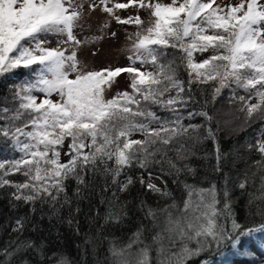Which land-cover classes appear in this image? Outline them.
Returning <instances> with one entry per match:
<instances>
[{
    "label": "snow or ice",
    "instance_id": "snow-or-ice-1",
    "mask_svg": "<svg viewBox=\"0 0 264 264\" xmlns=\"http://www.w3.org/2000/svg\"><path fill=\"white\" fill-rule=\"evenodd\" d=\"M254 125L264 0H0V264H264Z\"/></svg>",
    "mask_w": 264,
    "mask_h": 264
},
{
    "label": "rangeland",
    "instance_id": "rangeland-1",
    "mask_svg": "<svg viewBox=\"0 0 264 264\" xmlns=\"http://www.w3.org/2000/svg\"><path fill=\"white\" fill-rule=\"evenodd\" d=\"M121 2H123V0H121ZM161 2L162 3H168V2H170V0H161ZM218 2L233 3V2H237V0H218ZM119 14L122 16H127L129 14V12H120ZM96 15L98 16L99 14L97 13ZM146 15L147 14L144 12L141 13L142 18L146 17ZM133 30L134 29H129V31H133ZM81 38H83V37L81 36ZM123 44H124V36H123V33H121V43H120L119 47H123ZM98 47H102L104 49V52H103V54L99 55L98 57L93 58L91 56V53L87 49L95 50ZM85 48H86V50L79 54L80 59L83 60V59L87 58L90 61L94 60V67L96 69L106 67L109 64H111L113 67L123 66L126 64L125 59L121 55L117 54L118 45L115 43L105 42V43H102L99 45H87V46H85ZM109 52H111L112 54L109 55ZM125 85H126V81L121 79V84H120L121 90H125ZM262 140H264V136H262ZM151 183H154L158 187L162 188L161 183L154 178L151 179Z\"/></svg>",
    "mask_w": 264,
    "mask_h": 264
},
{
    "label": "trees",
    "instance_id": "trees-1",
    "mask_svg": "<svg viewBox=\"0 0 264 264\" xmlns=\"http://www.w3.org/2000/svg\"><path fill=\"white\" fill-rule=\"evenodd\" d=\"M196 58H197V59H201L202 57H201L199 54H197V57H196ZM253 102H255V101H253ZM258 131H259V126H258V125H254L252 128H249V129H247L246 131L241 132V133L239 134V136L236 137V138H234V139H238L239 142H240V144H245L246 142H251V143L254 144V143L256 142L257 139L262 140V136L258 135ZM228 146H229V148H232V147H233V145H232L231 143H229ZM241 151H244V150L241 149ZM245 155L247 156V152H245ZM254 155H256L257 158H258V154H254ZM229 167H232V164H231V163L229 164ZM236 168H238V169H240V170L242 171L243 168H244L243 161L237 160V161H236ZM145 178H146V180H148V182H150V183H151V179H152V178L158 180V181L161 183V186H162V188H163V182H162L161 179H159V178H157V177H155V176H153V177H147V176H146ZM238 194H239V193L237 192V195H238ZM2 211H5V209H3L2 206H0V212H2Z\"/></svg>",
    "mask_w": 264,
    "mask_h": 264
}]
</instances>
